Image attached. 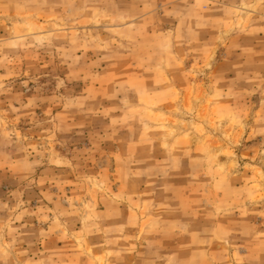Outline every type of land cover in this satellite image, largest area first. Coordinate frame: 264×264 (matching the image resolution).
<instances>
[{"label":"rangeland","instance_id":"rangeland-1","mask_svg":"<svg viewBox=\"0 0 264 264\" xmlns=\"http://www.w3.org/2000/svg\"><path fill=\"white\" fill-rule=\"evenodd\" d=\"M0 264H264V0H0Z\"/></svg>","mask_w":264,"mask_h":264}]
</instances>
